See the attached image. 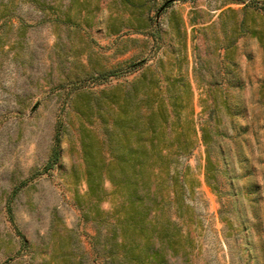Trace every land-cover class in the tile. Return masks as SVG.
I'll list each match as a JSON object with an SVG mask.
<instances>
[{"label":"rangeland","instance_id":"rangeland-1","mask_svg":"<svg viewBox=\"0 0 264 264\" xmlns=\"http://www.w3.org/2000/svg\"><path fill=\"white\" fill-rule=\"evenodd\" d=\"M258 2L0 0V264H61L68 249L102 264L90 217L119 192L105 180L104 199L87 193L79 136L100 139L101 122L127 113L141 122L145 99L169 94L170 122L191 147L171 168L178 197L158 193V213L180 229L164 241V263L264 264ZM57 130L59 158L48 166Z\"/></svg>","mask_w":264,"mask_h":264},{"label":"trees","instance_id":"trees-1","mask_svg":"<svg viewBox=\"0 0 264 264\" xmlns=\"http://www.w3.org/2000/svg\"><path fill=\"white\" fill-rule=\"evenodd\" d=\"M258 1L264 6V0ZM168 97L166 102L157 101L154 105H151V99H145L146 109L141 122L137 121L136 114L127 113L121 122H101L100 139L93 133L83 132L79 136L87 193L96 202L104 199L107 194L105 180L113 186L112 191L119 192V199L110 209L96 207L95 214L90 217L98 223L92 242L97 254L103 257L102 264H165V243L173 244L174 236L180 232L177 222L169 214L163 209L161 214L157 211L159 190L168 196L173 190L178 197L171 168L177 160L175 154L188 152L191 147L189 138L180 139L187 135L186 132L178 130L175 122H170L172 114L177 112L170 100L172 94ZM130 101L128 98L124 102L126 112ZM206 134L205 128L202 136L208 147L212 142ZM60 137L57 130L48 166L59 158ZM8 217L13 220L10 208ZM21 240L28 245L23 234ZM75 256L76 253L68 249L61 253L59 260L61 264H83L81 258Z\"/></svg>","mask_w":264,"mask_h":264},{"label":"clouds","instance_id":"clouds-1","mask_svg":"<svg viewBox=\"0 0 264 264\" xmlns=\"http://www.w3.org/2000/svg\"><path fill=\"white\" fill-rule=\"evenodd\" d=\"M105 207H107V205H105Z\"/></svg>","mask_w":264,"mask_h":264}]
</instances>
